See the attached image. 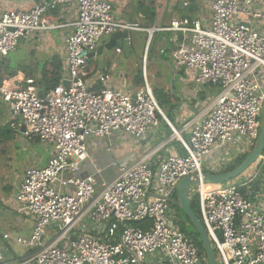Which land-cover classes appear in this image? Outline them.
Returning a JSON list of instances; mask_svg holds the SVG:
<instances>
[{
	"label": "built area",
	"instance_id": "built-area-1",
	"mask_svg": "<svg viewBox=\"0 0 264 264\" xmlns=\"http://www.w3.org/2000/svg\"><path fill=\"white\" fill-rule=\"evenodd\" d=\"M13 1L32 8L1 13L0 61L32 35L63 27L46 19L48 12L75 8L76 18L65 41L68 87L62 81L40 95L33 78L0 86L9 129L51 150L44 167L26 170L15 195L18 213L30 217L33 228L28 238L15 239L31 253L12 264H205L176 219L174 194L185 177L191 178L189 196L198 199L217 264H264V155L253 176L214 192L205 191L201 167L216 151L222 153L219 164L227 167L249 154L259 137L264 0H213L207 24L172 19L164 28L148 30L118 21L108 0H0V5ZM117 31L180 33L182 40L170 53L173 67L193 72L198 87L217 88V95L176 129L145 80L134 94L112 88L105 78L100 89L91 90L89 56ZM159 118L180 152L151 163L166 141L118 168L110 181L98 173L75 176L89 158L90 140L116 134L142 140L158 128ZM210 168L222 172L215 164ZM0 264H7L1 251Z\"/></svg>",
	"mask_w": 264,
	"mask_h": 264
},
{
	"label": "crops",
	"instance_id": "crops-1",
	"mask_svg": "<svg viewBox=\"0 0 264 264\" xmlns=\"http://www.w3.org/2000/svg\"><path fill=\"white\" fill-rule=\"evenodd\" d=\"M41 1L44 0H38L37 2ZM108 1L113 7L118 21L137 24L142 30L164 28L168 26L172 19L187 18L191 20H200L202 23L207 24L210 21V6L213 2V0H199L200 2L193 0L192 9L194 10L193 13L190 14L186 9L189 5V0H174L172 2L170 0H165L160 5L161 8L155 5L154 0L153 2L152 0H139L138 2L136 0ZM180 2H183L181 8H179ZM18 3L17 1H13L9 4L17 5ZM135 3L137 7L132 8ZM9 4L0 5V15L6 11ZM142 4L148 6V11H144L140 8ZM205 6L207 7L206 11H204ZM160 10L161 18L160 21H158ZM186 10L187 13L185 12ZM45 18L53 24H60L63 27L36 33L27 39V41H29L27 45L24 46L25 41L20 42L21 44H19L17 49L27 46V48L31 49L30 52L32 55L36 53L39 54L34 67L40 73L44 70H50L52 68L51 62L56 58L61 64V83L66 78L65 41L72 31V28L68 25L76 18V9L72 8L71 10H66L57 8L45 14ZM139 35L145 36V41L142 45L137 46L135 40L139 38ZM109 39L110 37L107 38L101 46L107 44ZM128 39L130 50L125 54L116 49L104 50L102 52L100 61H106L105 65L96 64L95 61L98 60L99 56L88 59L87 68L89 73L86 84L91 90L96 91L100 89L102 87L101 78H105L112 88H122L131 94H134L140 89L144 85L145 80L153 92L148 80L147 71L150 61L164 59L167 62L170 61L168 65L171 68L172 61L170 53L182 40V35L172 32H152V34H148L146 31H130ZM17 49L14 52H16ZM113 52H115V58L112 55ZM121 56L123 59L119 61V57ZM165 56L167 57L166 59L164 58ZM137 68L139 72L142 70L143 84L138 83L139 80H137V77L139 73H134ZM7 69L9 70L8 74H6ZM180 71V73H174L175 75L182 74L180 76L182 78V87L178 91H172V97L169 98L170 107L164 105L167 113L164 112L171 115L174 123L177 124L179 128L184 123L194 119L201 112L205 103L214 98L218 93V89L214 87H198L194 82L193 72L189 70ZM28 74L33 76V73L28 70L27 65L21 64L20 62L12 65L9 56L0 61V81H3L2 83L5 87H15L19 85L23 79L32 78L29 77ZM34 78L38 79L39 77ZM39 84L40 83H38V85ZM171 107H173V109H171ZM5 133L13 134L14 132H12L7 125V115L5 114L3 104L0 103V136ZM165 133L166 129L163 124L159 122L158 128L149 132L145 139L142 140H138L126 134H116L109 140H90L88 142L89 158L83 163L75 176L79 177L84 174L98 173L103 181H110L117 174L118 168L129 165L135 159L153 152L166 141L169 142L165 147L161 148L159 152L155 153V155L150 158L151 163L156 162L158 157H167L175 152H180L179 143L173 136V133L169 136H166ZM183 136L187 137L186 135ZM18 137V139L24 140L29 146L35 143L40 146L43 152L40 157L36 158V164L38 167H44L50 158L51 150L37 140H26L19 135ZM221 157L222 153L217 151L216 153L213 152L207 157L206 163L215 164L223 171L226 166L224 164H219ZM37 166L31 168H38ZM259 168L260 166L258 169ZM28 169L30 168H26L25 172ZM210 172L212 175L221 174L213 171ZM24 174L16 175L12 183L13 185L10 186L7 184L3 186L2 190H4L6 194L0 195V251L5 257L7 264H12L21 260L31 253V250L23 248L15 242L16 238H28L33 228L32 219L18 213L17 203L15 201V195ZM5 235H7L9 239L4 240L3 237Z\"/></svg>",
	"mask_w": 264,
	"mask_h": 264
},
{
	"label": "rangeland",
	"instance_id": "rangeland-1",
	"mask_svg": "<svg viewBox=\"0 0 264 264\" xmlns=\"http://www.w3.org/2000/svg\"><path fill=\"white\" fill-rule=\"evenodd\" d=\"M137 2L139 0H136ZM155 5L158 6L159 8L160 5L165 1V0H154ZM171 2L174 0H170ZM198 1L199 0H194ZM153 2V0H152ZM201 4V3H200ZM204 6V5H203ZM137 4L135 3L134 7L136 8ZM207 10V7L205 6L204 11ZM187 13V10L185 11ZM161 18V10L159 11L158 15V21H160ZM25 41V42H24ZM21 42H24V46L27 45V40H24ZM145 41V36L139 35V38L135 40V44L137 46H140L144 43ZM21 44V43H20ZM31 49L26 47H19L16 52H13L9 55V58L11 60V64L14 65L15 63L20 62L21 64L27 65L28 70L33 73L34 77H39L40 72H38L37 69H35V63L39 57V54L36 53L32 55L30 52ZM136 50V49H135ZM115 58V52L112 54ZM133 55V54H132ZM101 56L98 57V60L95 61L97 65H105V62H101ZM119 61L123 59V57H119ZM165 59L167 58L166 56L164 57ZM116 60V59H115ZM117 61V60H116ZM170 62V61H169ZM167 61L164 59H155L151 60L149 63V66L147 67L148 71V80L149 83L153 89V91H158V94H165V98H171L172 97V91H178L181 87V80L182 78L180 77L182 74L175 75V73H180V70H177L176 68L168 65ZM116 63V62H115ZM175 72V73H174ZM135 74L139 73V70L137 68ZM151 89V88H150ZM163 97V96H162ZM158 99V98H157ZM158 102L160 100L158 99ZM168 105L170 107V103L165 104V106ZM165 106L162 108L163 111H166ZM178 107V106H177ZM17 133H5L4 135L0 136V195H5L6 192L2 190V187L5 185H13L14 178L16 175H21L24 174L26 168H31L37 166L36 164V158L41 156V153L43 150L40 148L38 144H32L28 145L24 140L18 139ZM257 141L254 143L256 145ZM236 157V155H232L231 158ZM206 159L204 158L201 163V167L203 169L204 174H210L211 168L210 164L206 163ZM260 160V159H259ZM83 165V164H82ZM260 164H253L252 168L247 170L241 177H238L237 179H234L232 181L227 182L225 185H231L234 184L233 182L240 181L242 179H248L251 176H253L256 168ZM38 167V166H37ZM224 184H213L206 182L204 187L206 192H214L223 187ZM194 197L190 195V199ZM180 209V208H179ZM181 210V209H180ZM182 212V210H181ZM183 214V212H182ZM176 219L178 224L183 223L185 225H188L186 222L185 218L183 215H180L179 212L176 211ZM189 226V225H188Z\"/></svg>",
	"mask_w": 264,
	"mask_h": 264
},
{
	"label": "water",
	"instance_id": "water-1",
	"mask_svg": "<svg viewBox=\"0 0 264 264\" xmlns=\"http://www.w3.org/2000/svg\"><path fill=\"white\" fill-rule=\"evenodd\" d=\"M183 2H180L179 8H181ZM129 32L128 31H117L115 32L109 39L108 43L102 46H99L96 50L95 54H91L89 58L94 56H100L104 50H120L124 54L130 50L129 46ZM62 85L64 87H68V82L63 81ZM264 153V104L261 110V127L259 132V137L257 139V143L254 149L246 156V158L241 162L239 166L233 169L230 172L222 173L219 175L212 174H203V182H209L213 184H226L229 181L237 179L241 177L243 173L249 170L253 164H255ZM193 185L191 184V178L185 177L183 178L176 189L178 196V205L182 210L184 215L189 219L192 226L196 230V233L199 236V240L201 243L202 250L205 255L207 264H217L215 254L211 243L208 239L206 231L201 223V221L197 218L194 212L191 209L189 194Z\"/></svg>",
	"mask_w": 264,
	"mask_h": 264
},
{
	"label": "trees",
	"instance_id": "trees-1",
	"mask_svg": "<svg viewBox=\"0 0 264 264\" xmlns=\"http://www.w3.org/2000/svg\"><path fill=\"white\" fill-rule=\"evenodd\" d=\"M38 1V0H36ZM19 3L17 5H13L10 4L7 6L8 11L10 10H14V11H29L32 8V3H28L25 1H18ZM189 5L187 6V10L189 11L190 14L193 13V0H189ZM147 5L142 4L141 5V9L144 11H148L149 8H147ZM51 69L50 70H44L41 72L40 76L38 79H35L31 74H28L29 77H32L35 79L36 84H37V88L39 91L40 95H44L45 93L49 92L50 90H52L54 87H56L57 85L60 84L61 81V64L60 62H58L56 60V58H54L51 62ZM8 70V69H7ZM6 70V74H8L9 70ZM139 80V84H143V78H142V70L139 72V76L137 77ZM3 81H0V86H3ZM38 83H40L38 85ZM158 91H153L154 97L160 107V109L163 111V107L165 104L169 103V98H165V94H158ZM163 96V97H162ZM160 100V102H158V99ZM171 109H173V107H171ZM164 115L166 116V118L169 120V122L176 128L179 129L178 125L174 123L171 115L166 114L163 111ZM159 121L163 124L164 128L166 129V136H169L172 134V131L170 130V128L167 126V124L161 119L159 118ZM260 123H261V118H260ZM248 154H245L243 156H240L238 158H235L225 169H223L222 173H226V172H230L233 169H235L237 166H239L241 164V162L246 158ZM264 155V154H263ZM255 164H261L260 160H258ZM259 167V166H258ZM258 167L256 169H258ZM252 168V167H251ZM250 168V169H251ZM261 170L263 171V175H264V167L261 168ZM258 182V181H257ZM174 203H175V209L177 212L180 213V215H183L186 222L188 223V225H185L183 223L180 222L179 227L180 230L189 238V240L193 243V245H195L197 248H199L201 255L203 256V258L205 259V255L204 252L202 250L201 247V243L199 240V236L196 233V230L194 229V227L192 226L191 222L189 221V219L186 217V215H184V213L182 214L181 210L179 209V201H178V196L177 193L175 192L174 194ZM190 205H191V209L194 212V214L197 216V218L201 221V216H200V211H199V204H198V199L196 196L192 197L190 199ZM214 254L216 255V251L215 249H213ZM205 264L206 263V259L204 260Z\"/></svg>",
	"mask_w": 264,
	"mask_h": 264
}]
</instances>
